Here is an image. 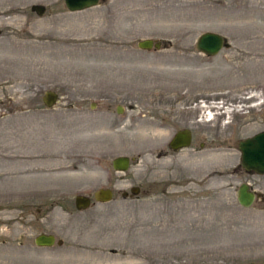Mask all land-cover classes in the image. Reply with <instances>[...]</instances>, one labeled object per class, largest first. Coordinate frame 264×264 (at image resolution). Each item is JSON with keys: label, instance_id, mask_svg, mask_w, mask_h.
<instances>
[{"label": "rangeland", "instance_id": "1", "mask_svg": "<svg viewBox=\"0 0 264 264\" xmlns=\"http://www.w3.org/2000/svg\"><path fill=\"white\" fill-rule=\"evenodd\" d=\"M205 32L225 38L217 56L196 50ZM183 128L193 142L172 151ZM263 131L264 0H0V264H264V175L238 150Z\"/></svg>", "mask_w": 264, "mask_h": 264}, {"label": "water", "instance_id": "2", "mask_svg": "<svg viewBox=\"0 0 264 264\" xmlns=\"http://www.w3.org/2000/svg\"><path fill=\"white\" fill-rule=\"evenodd\" d=\"M99 0H64V4L70 12H80L98 6ZM34 10L41 15L43 9L35 7ZM226 40L217 33L205 32L196 40V49L203 55L213 57L218 55L226 47ZM137 47L140 50H158L161 44L157 41L146 39L139 41ZM57 94L46 92L43 97V104L47 108L53 107L58 102ZM191 144V133L186 130L178 132L170 143L172 150L187 148ZM240 152V165L247 173H253L259 176L264 175V131L254 136L244 139L238 143ZM130 166L128 157H118L114 159L112 167L117 172H125ZM139 192L138 188L131 190L132 195ZM112 191L109 189H100L94 193V201L106 203L112 200ZM127 196V193L124 194ZM257 194L251 190L249 184L243 183L238 187L236 199L238 204L243 208H249L255 202ZM75 207L77 210H85L90 206V199L83 196L75 198ZM55 243L53 235L40 234L35 238V245L38 247H52Z\"/></svg>", "mask_w": 264, "mask_h": 264}, {"label": "bare ground", "instance_id": "3", "mask_svg": "<svg viewBox=\"0 0 264 264\" xmlns=\"http://www.w3.org/2000/svg\"><path fill=\"white\" fill-rule=\"evenodd\" d=\"M200 108H201V110H202V112H201V118H203L204 120H212V117L214 116L213 114H215V113H213V111H212V109H218V105L217 104H209V105H206V104H201L200 103ZM233 110H235V107L233 108ZM232 109L230 110L229 108H225V113H230V111H233ZM241 111H243V109L241 110ZM207 154H209V156H211L212 154L214 155V156H216V154H217V151H215L214 153H212L211 151L209 152V153H207ZM212 155V156H213ZM209 156H206V157H209ZM211 156V157H212ZM248 184V183H247ZM250 186V185H249Z\"/></svg>", "mask_w": 264, "mask_h": 264}, {"label": "flooded vegetation", "instance_id": "4", "mask_svg": "<svg viewBox=\"0 0 264 264\" xmlns=\"http://www.w3.org/2000/svg\"><path fill=\"white\" fill-rule=\"evenodd\" d=\"M192 105V106H191ZM188 106H189V108H194L195 106H196V102H195V100L193 101V103L192 104H189V105H186L185 104V102H182V106H181V109L182 110H186L187 108H188ZM125 110L123 109V108H121V107H117V109H116V112L119 114V113H121V112H124ZM225 110H223L222 112H223V114H225V112H224ZM186 130H188L187 128H183L182 130H180V131H178V132H183V131H186ZM190 131V130H189ZM190 133H191V144H192V142H193V135H192V132L190 131ZM170 142H171V140L168 142V147L170 148ZM171 149V148H170ZM182 150H185V149H181V150H178V151H182ZM173 151V150H172Z\"/></svg>", "mask_w": 264, "mask_h": 264}]
</instances>
